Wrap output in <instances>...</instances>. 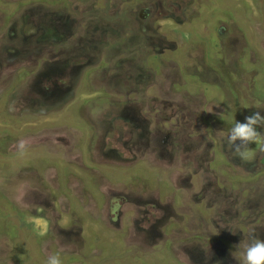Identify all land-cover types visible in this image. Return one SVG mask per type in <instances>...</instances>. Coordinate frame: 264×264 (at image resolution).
Wrapping results in <instances>:
<instances>
[{"label": "rangeland", "instance_id": "obj_1", "mask_svg": "<svg viewBox=\"0 0 264 264\" xmlns=\"http://www.w3.org/2000/svg\"><path fill=\"white\" fill-rule=\"evenodd\" d=\"M9 1L7 19L18 4L25 3L24 10L33 2L40 7V20L51 12L73 27L67 44L43 49L44 40L54 36L49 27H22L28 19L11 27L8 19L0 26L1 45L18 57L36 58L35 65L29 61L25 67L30 64L37 72L42 61L62 62L64 57L47 55L71 46L92 55L84 62L82 56L68 61L74 67L87 64L69 94L72 103L55 113L24 107L26 98L34 96L30 87L19 90L18 105L11 101L10 94H16L31 68L13 64L0 70V264H45L57 252L63 264H92L96 253L101 258L99 251L108 263H117L123 235L113 237L112 220H120L118 227L125 232L134 215H115L111 207V215L104 217L109 222L103 224L92 220L91 212L98 203L102 210L94 214L105 212L103 200L114 203L148 189L161 206H168L160 211L165 217L178 212L184 234L198 236L194 242L200 246L194 251L205 260L237 264L231 253L236 254L240 239L252 230L264 238V152L250 145L253 157L241 160L217 134H227L253 111L264 114V107L255 108L258 101L264 105V0ZM76 5L80 7L73 9ZM38 52L42 54L36 57ZM65 67L56 68L62 74ZM95 102L102 107L91 118L95 130L89 134L82 106L95 109ZM129 105L137 106L140 115L124 117ZM22 139L28 141L23 155L16 147ZM115 148L116 157L105 155ZM153 156L156 163L149 161ZM48 176L57 177L58 184L51 185ZM87 186L91 200L83 194ZM26 217L46 220L48 234L38 235ZM52 223L66 236L55 234ZM166 245L155 250L160 257L151 253L152 264L171 262V254H163ZM128 250L121 252L127 260ZM141 251L130 254L136 264L145 261L147 250Z\"/></svg>", "mask_w": 264, "mask_h": 264}, {"label": "flooded vegetation", "instance_id": "obj_2", "mask_svg": "<svg viewBox=\"0 0 264 264\" xmlns=\"http://www.w3.org/2000/svg\"><path fill=\"white\" fill-rule=\"evenodd\" d=\"M17 2V0L15 1V3ZM8 3H11V1L9 0H0V26L3 25L4 23H7L10 21V23H8L11 27H14L16 25H18L20 23V21H22L24 19L28 21L23 22V24L20 23V25L22 27H24L23 25L26 26H31V27H35L38 23H42L41 26H47L50 28L51 30V34H54V36H50L48 39L44 40V44H43V49L48 46H54V45H58L61 43L67 44L68 40L67 38L70 37V35L73 34V27L71 24V21L68 20L66 17L61 16L60 14L57 15H53V13H49L48 16H46L43 20H40V16L36 15V13H39V6H35V4L33 2H28L29 4L26 3V9L24 10H20L22 5H25V3L18 4L16 9L12 10L11 12V16L7 19L5 16V7H7V5H9ZM14 3V4H15ZM114 5V4H112ZM71 6V5H70ZM80 7L78 5L74 6L73 9ZM157 8H160V6H157ZM61 11V9H60ZM19 15H21L19 17V19L17 18ZM8 20V21H7ZM7 21V22H6ZM19 27V26H18ZM47 27H43V29H49ZM8 34V33H5ZM89 36H91L89 34ZM15 37V36H13ZM24 39L25 42L26 41V37H21ZM2 38H0L1 40ZM5 40V39H4ZM66 41V42H65ZM79 41L80 38H77L76 40V44H80ZM0 45L3 43V45H5V42H3V40L0 41ZM16 44V43H15ZM72 44V42H71ZM73 44V45H76ZM81 45V44H80ZM87 42L84 43V48L87 49L86 47ZM0 70H2V68L4 66L10 65L13 66V64H15L16 66H19L21 68H23V70L25 68H31V73L30 74H25L24 75V79L22 81V85H20L19 87H17L18 89H16L15 91L16 94H18L22 89H26L27 87H30L31 90L34 89V96L31 94L30 96H28L26 98V102L29 103H25L24 107L31 109L32 111L38 110V111H42L44 112H52L55 113L56 110L60 109V110H64L65 108L69 107V105L72 103V99H69V94L71 93V91L75 88L76 83L75 80H78L79 75L81 73L82 70L85 69V66L87 63H82L81 67H74V66H69L68 65V61L72 58H77V57H81L83 58V62L84 59L87 58L88 55H92V54H88V52H90L91 50L88 49L87 52H77L78 50H80V47H70L69 51L62 49L59 50V52L57 53V55H54L53 52H51L50 54L47 55V57H52V56H58V57H64V60L62 62L60 61H42L41 64L38 66L37 72L35 71V68L31 65H35V59L31 60L30 57H18L17 53H10L9 50H7V47L4 46H0ZM62 47V46H61ZM59 47V49L61 48ZM75 50V51H74ZM74 51V52H73ZM42 52H38V55L36 57L41 56ZM27 60V61H26ZM31 62V65L29 64L28 66H24V63L27 62ZM61 64L62 66H68L65 67L67 68V71L63 72L62 74L58 72L57 70V65ZM24 72V71H23ZM57 75V80L54 79V76ZM23 77L22 74L20 75V78ZM98 78V76H96ZM95 77V79H97ZM56 81V82H55ZM14 94V95H16ZM11 96V101L15 100V102L13 104L18 105L19 102L18 98H20V93L14 97L13 94H10ZM73 98V97H71ZM21 105L23 103H20ZM103 104H105V102H103ZM87 105V103H86ZM82 106L83 109H85L87 111L86 113V122H84V124H86L88 126V131L89 134L92 130H95L94 126H93V120L91 119L93 115H95L96 113H98V110L102 107L101 102H95L94 103V107L95 109H87V107ZM128 105V104H127ZM181 111V107L179 108ZM178 109V110H179ZM22 108L19 109V111H21ZM135 115H140L139 113V108L137 106H133V105H129L126 106L124 111H123V116L127 117V118H135ZM192 121L193 122V118L190 117L188 119V124L185 122V129L187 130L189 127H191V123L189 122ZM174 125H171V127H173ZM178 131L173 132V134L177 135ZM95 133H91V142H90V149H92V146H94L93 144V139L95 138ZM164 135H170V133H166ZM170 138L173 139V135L171 134V137H168L167 140H169ZM93 140V141H92ZM169 143V141H168ZM118 148L116 149H110L107 153L109 154H105L106 156H112V157H116L118 154ZM140 153V152H139ZM147 154V153H146ZM156 157H152L151 159H149V161L152 163H156L157 161ZM53 170L52 166H48V169ZM27 169L28 168L27 166ZM32 170H37L34 166V168H32ZM51 170L49 172H51ZM31 171V170H30ZM37 172V171H36ZM48 182L51 181V185H55L58 184L57 183V177L53 176V177H49L48 176ZM47 181V180H46ZM49 183V184H50ZM71 183V182H70ZM92 187L93 188H97L98 184L97 182H92ZM77 188V186H76ZM86 191L84 194L85 198L88 200H91V197H87V194H90V188L87 186L85 187ZM42 194V192H41ZM141 196H135V197H131L130 195H127L126 199H121L118 200L117 202H112L109 200H103V205L106 208L105 212H101V213H97L94 214L95 210L97 209L98 211L102 210V205L101 204H96L94 207L96 208L94 211L91 212L92 215V220L94 221H100L103 224H108V220H105L104 217L106 216H110L111 213L109 212L111 210V207H113V209L115 210V215L120 214V211L123 214V211L130 212L134 215L133 220L134 222L132 223V225H130V227H128L125 232H122V230L119 229V225H120V220H112V227L113 229L111 230V232L114 234L113 237L118 236V235H123V238L121 240V244L119 245V251H117V259L120 260L115 264H136V260H132L130 259V254L132 253V251H136V250H140L142 249L143 251H141L142 253L145 251L146 248V257H145V261L142 264H152V262L155 263V258H152V252H156L159 250H161L163 247L167 246L166 244H168V248L171 249L167 252H163V254L169 253L172 256V259H170V263L169 264H216L215 261H210V260H205L200 251H194V249H196V242H194V240L196 238H198L197 235H195L193 238H189L191 236L185 235L184 234V224H183V220L182 217H179L178 212H175L172 210V213H170V217H165V215H163L162 212H160L161 210H163L164 208L168 207V206H161V204L158 202L157 197L148 190L144 191V193H137ZM34 199L35 203L40 204V198L38 196H35ZM101 203V202H100ZM48 206L51 205V202L47 203ZM133 211V212H132ZM156 215V217H153V215ZM60 214H58L59 216ZM56 215V217H58ZM139 224V226H137V224ZM56 226H58V223H56V225H54V223H52V228H53V232H55V234L57 233L59 236L61 235H65L67 231L65 230H61V228H57ZM166 228V229H165ZM165 229V231H164ZM167 231V233H166ZM187 233H193L191 232H187ZM48 234V233H47ZM193 235V234H192ZM187 237V238H185ZM78 238V237H77ZM118 238V237H117ZM105 239V238H104ZM191 242L189 245H192L191 248L189 249H184V245ZM195 243V244H194ZM173 244H177V245H173ZM199 245V244H197ZM200 246V245H199ZM156 247V248H155ZM128 248L130 250L126 251L125 254H129L128 255V260L123 257L121 255V252L125 249ZM156 250V251H155ZM84 251V250H83ZM162 251V250H161ZM158 252H156L158 254ZM188 253L189 255L192 256V258H189L190 261H187V254L186 257H183V254ZM79 256H81L82 254V250L80 249L78 251ZM101 258L97 255L98 260L96 262H93L92 264H110L107 262L108 257L106 256V254H102L101 251H99L98 253ZM162 254V253H161ZM161 254H158L159 257ZM196 254H199L196 256ZM108 255V254H107ZM78 256V255H77ZM83 256V255H82ZM81 256V257H82ZM165 256V255H164ZM122 257V258H121ZM184 258V259H183ZM158 260V259H157ZM225 262V261H223ZM69 263V262H68ZM71 264H87V260L86 261H74ZM91 264V263H90ZM138 264L139 261H138Z\"/></svg>", "mask_w": 264, "mask_h": 264}, {"label": "clouds", "instance_id": "obj_3", "mask_svg": "<svg viewBox=\"0 0 264 264\" xmlns=\"http://www.w3.org/2000/svg\"><path fill=\"white\" fill-rule=\"evenodd\" d=\"M264 107L258 101L255 108ZM264 127V114L261 111H253L245 117L244 121H235L229 132L225 134L222 130H217V134L222 137L228 149L241 160H250L253 157V150L250 145L255 144L259 151L264 152V132L260 129ZM28 141L19 140L16 143L17 150L21 155L26 151ZM26 223L33 224L40 236L47 233V221L42 218L26 217ZM236 235L237 231H230ZM236 246V254L232 256L237 264H264V238L255 234V230L247 238L240 239ZM45 264H63L60 253L49 254Z\"/></svg>", "mask_w": 264, "mask_h": 264}]
</instances>
